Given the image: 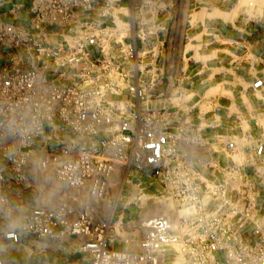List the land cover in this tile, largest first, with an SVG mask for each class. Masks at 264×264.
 Listing matches in <instances>:
<instances>
[{
  "label": "built area",
  "instance_id": "2783aa9c",
  "mask_svg": "<svg viewBox=\"0 0 264 264\" xmlns=\"http://www.w3.org/2000/svg\"><path fill=\"white\" fill-rule=\"evenodd\" d=\"M150 2L127 0L123 7L121 0H0V140L19 146L7 159L22 180L30 148L47 128L57 127L73 136L71 145L41 164L55 165L59 182L104 202L113 174L137 172L162 179L189 212L176 223L166 216L146 221L136 251L108 248L107 225L86 213L70 220L67 207L34 209L5 238L12 244L23 237L83 238L88 264H165L169 255L172 264H264V217L255 199L264 190V145L252 154L259 165L246 159L216 169L215 183L187 160L170 168L169 129L178 111L144 107L163 76L164 41L145 51L148 40L137 18L116 23ZM262 84L257 80L253 87ZM227 148L233 151L235 144ZM208 165L213 168V161Z\"/></svg>",
  "mask_w": 264,
  "mask_h": 264
},
{
  "label": "rangeland",
  "instance_id": "374dc122",
  "mask_svg": "<svg viewBox=\"0 0 264 264\" xmlns=\"http://www.w3.org/2000/svg\"><path fill=\"white\" fill-rule=\"evenodd\" d=\"M206 1L213 12L205 15L208 19L201 22L200 29H194L189 18L195 7H199L195 6L194 0H151L141 12L133 15L129 12L128 17L121 15L116 23L122 26L137 18L135 25L143 29L148 40L143 47L145 51L152 49L156 41H165L164 59L160 62L164 64L163 76L155 95L144 107L178 111L169 129L174 136L167 157L172 160L170 168H176L178 160H187L207 181L215 183L220 177L217 172L212 173V169L243 165L246 159L259 165L257 160L251 159L255 146L264 145V84L260 88H254L253 84L257 80L264 83V0H247L244 4L241 0ZM126 3L127 0H121L120 6L125 7ZM120 11L126 13L124 9ZM167 11L169 13L165 15ZM193 33L197 36L192 43ZM139 48L143 51L142 45L139 44ZM149 59L150 55H147L145 61ZM71 139L73 136L66 131L47 128L44 136L38 137L30 148L21 170L22 180H19L7 159L8 154L13 156L19 152V146L4 137L0 140V171L3 175L0 182L8 169L18 183L33 184L41 179L42 182L46 180L45 185L52 184L50 178L37 176L41 171H55L56 166L43 167L41 163L47 155H58L62 146H70ZM230 142L235 144L233 151L227 148ZM213 153H221L226 165L215 160L210 168L208 163L213 161ZM252 166L244 168L248 171ZM121 174L115 173L109 179L104 202L93 200L85 189L59 185L58 192L67 195L70 220L80 213L89 214L95 224L107 225L108 248L136 250L146 234V221L166 216L176 223L187 211L178 206L176 192L166 187L162 179H150L137 172L127 177ZM249 177L252 182L250 173ZM252 184L259 187L255 181ZM255 199L260 202L259 215L264 217V190L261 189ZM31 240L34 243L30 245L9 249L5 253L6 260L13 259L11 264L88 263V256L81 250L86 241L83 238ZM134 241L138 242V247L129 246L134 245ZM0 260L4 263L2 258ZM174 260L175 257L169 255L164 263L172 264Z\"/></svg>",
  "mask_w": 264,
  "mask_h": 264
},
{
  "label": "crops",
  "instance_id": "0c3cea01",
  "mask_svg": "<svg viewBox=\"0 0 264 264\" xmlns=\"http://www.w3.org/2000/svg\"><path fill=\"white\" fill-rule=\"evenodd\" d=\"M184 1L186 2L187 0ZM194 2H195V6H199V7H195L193 11L194 13L190 14L189 18L190 21H193L191 23H193L192 25L193 27H195L194 29L196 28L200 29L199 25L202 24L206 19H208L205 15H207L208 13L209 14L212 13L213 8L210 5V3H207L206 0L205 1L194 0ZM184 10L185 9H183L182 11L184 12ZM203 10L206 11V14L203 13ZM168 13L169 11L165 12V15H168ZM195 34L193 33V35H191L192 36L191 41L193 40V38L195 39V37L197 36V34L196 35ZM211 34L213 35V28ZM195 43L196 42H194V45ZM2 56L3 55L1 53L0 57ZM0 148H2L1 145ZM221 156H222L221 153L218 155L213 153V162H215L216 160V162H220L222 165H226L225 163L226 161L221 159ZM217 159H220L222 161H218ZM227 166L228 165L224 167ZM213 172H216V170H214ZM4 173H5L4 180L0 182V258L3 259L4 261L3 264H11L13 259L6 260L5 253L12 247L15 246L24 247V245H30L32 242L34 243V241L31 240L33 238L23 237L21 245H13L11 242L6 240L5 233L14 227H16L15 229H17L18 226L23 224L33 209H37V208L55 209L61 206L67 207L68 206L66 202L67 195L66 194L60 195L61 193L58 192V187L59 185L61 187H63L64 185L68 187V185L59 182L55 177L54 171L52 172L51 171L48 172L46 170L41 171V175L43 176L41 175L37 176V178H42V177L50 178L52 184L49 182V184L47 185H45L46 180L42 182L41 179L34 181L33 184L27 181L18 183L14 180V176L11 175V172L8 169H5ZM217 176L220 177V175ZM71 216L72 218L76 217L75 215H71ZM129 246L138 247V242H135L134 245H129ZM125 250H133V249H125ZM125 250H119V251H125ZM136 250H139V247Z\"/></svg>",
  "mask_w": 264,
  "mask_h": 264
},
{
  "label": "bare ground",
  "instance_id": "6f19581e",
  "mask_svg": "<svg viewBox=\"0 0 264 264\" xmlns=\"http://www.w3.org/2000/svg\"><path fill=\"white\" fill-rule=\"evenodd\" d=\"M247 0H241V3L243 2V4H244V2H246ZM188 212V211H187Z\"/></svg>",
  "mask_w": 264,
  "mask_h": 264
}]
</instances>
